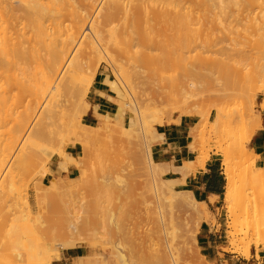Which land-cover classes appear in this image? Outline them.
Wrapping results in <instances>:
<instances>
[{
    "label": "bare ground",
    "instance_id": "obj_1",
    "mask_svg": "<svg viewBox=\"0 0 264 264\" xmlns=\"http://www.w3.org/2000/svg\"><path fill=\"white\" fill-rule=\"evenodd\" d=\"M214 31L219 32L216 42L222 46L216 48L215 52L211 49L212 57L209 54L207 58H203L208 63L206 66L202 65V57V62L197 63L192 59L193 54L199 50L204 52L201 44H214ZM261 32H264V0H0V260H5L6 264L52 263L50 248H47L50 243H43L46 240L42 237L45 232L39 234L40 228L45 227L41 223L40 227L35 222L34 208L28 203V195L18 189V183L24 177L22 173L32 171L28 168L35 164L34 161L42 149L41 143L47 136L65 127L63 143L51 159L58 155L61 161L57 166L60 171H66L68 163L78 166L80 160L77 162L67 156L64 144L82 147L94 140L97 134L93 131L102 128L100 122L104 128H108L112 126V121L126 131L132 130L131 124L139 121L143 125L144 133L151 129L153 123L163 124L161 115L145 121V110L138 104L136 96L134 98L137 103L127 90L132 100L126 102L117 83L108 79L107 85L119 99L120 105L113 117H109V114H97L95 116L98 121L95 126L83 124L82 119L90 108L86 98L101 63H116L117 59L125 57L128 63L133 59L131 65L125 67L126 74L140 79L145 73L146 65L157 61L156 59L190 60L201 64L192 67L188 65L190 69L187 70L191 76L188 84L194 86L195 81L203 83L210 93L218 94L214 98H220L222 103L227 98V105L232 100L236 104L233 110L236 112L231 111L230 115L227 114L225 106L216 107L217 110L220 109L216 110L218 113H223L225 109L226 115L215 113L216 116L211 122L212 128L220 133L221 127L230 128L237 121H243L241 123L247 142L260 127V114L256 112L255 99L264 90V63L260 62V56L264 55V48L260 44L264 43L258 42L261 49H257L254 44L260 38ZM213 47L215 49L216 45ZM145 61L147 64H144ZM128 67L133 75L128 74ZM225 75L230 80H226L228 86L224 81ZM235 85L239 88L237 86L238 89H235ZM133 86L134 84L133 94L137 95ZM229 98L233 99L228 100ZM82 129L87 131L81 132ZM217 135L220 136L218 133ZM19 142L21 147L7 167ZM148 143L145 160L151 182L148 183L147 192L160 201L162 187L158 185L155 161L151 157L150 142ZM245 143H241L235 150L244 168L233 170L228 161L229 156L225 153L223 203L227 211L231 210V205L236 204L245 216L244 237L250 235V238L242 255L248 259L250 245L264 250V209L257 208L259 199L263 198L264 201V170L256 168V157L246 149ZM50 160L42 165V176L47 173L46 166ZM204 161L205 158L202 157L196 164L185 162L182 168L176 167L173 170L183 172L181 174L184 177L196 168L203 169ZM32 168L36 170L35 165ZM85 176L86 173L81 174V179L85 181L84 183L80 179L83 185L89 184L84 179ZM62 182V179H52L51 184L46 187L48 194L55 196L53 202L46 204L49 203L52 209L62 210L69 217V224L63 229L65 234L68 232L79 235L81 231L76 220L83 210V202L81 197L74 194L79 188L67 191ZM179 183V180L171 179V185L166 187L170 191L169 201L183 205L181 207H186L198 219L203 218L202 213L207 205L195 200L188 191H184L186 197H180L183 193L176 189ZM86 185L76 186L83 189ZM41 188L44 190V187ZM34 194L40 196L45 193L41 194L40 188L36 187ZM214 200L209 201L213 203ZM35 203L41 209V202ZM46 204L42 205V209L43 206H48ZM58 211L55 209L54 213ZM153 214V223L158 226L159 234L173 239L174 234L168 232L162 206L158 205ZM149 217L152 218L151 215ZM226 227L234 250L239 239L234 238L242 228L238 229L234 218L228 220ZM47 234L49 232L46 236ZM85 235L81 236L84 238ZM162 237V245H156L163 249L153 252V256L157 255L151 258L156 260H151L156 261L155 264H158L157 260L161 264H177V257L172 251L174 245L171 246L168 238L165 240L169 243L167 246ZM40 240L43 245L39 244ZM239 244L242 245L243 242ZM123 257L118 256L120 264L126 263Z\"/></svg>",
    "mask_w": 264,
    "mask_h": 264
},
{
    "label": "rangeland",
    "instance_id": "obj_2",
    "mask_svg": "<svg viewBox=\"0 0 264 264\" xmlns=\"http://www.w3.org/2000/svg\"><path fill=\"white\" fill-rule=\"evenodd\" d=\"M216 32L218 31H214V33L212 32V41H214L212 43L216 45L215 49L213 47L214 44L209 46V43L206 42L207 44L200 45L203 46L202 48L204 52H201L198 49L199 51L193 54L192 59L197 61V63H200L203 60L202 65L206 66L208 63L204 61V59L208 57L207 55L210 54L212 57V51L217 50L222 46L216 42V39L219 37V32ZM255 42L256 44H254V46L256 45L257 49L264 48V45L260 44L264 43V32L260 33V38L258 37V40H255ZM258 42L261 48L258 45ZM202 48L200 47L201 50ZM137 51L140 50L138 49ZM151 53H153V51ZM201 57L202 60L200 59ZM260 57L262 59L260 62L264 63V55ZM132 58L133 57H130V59ZM125 60H127L126 57L123 59H117L116 63H101L98 71L100 70L103 72L107 79L117 83L118 87L125 95L126 102L132 100L128 95L127 90L132 94L133 98L136 96L138 104H140L145 110V121L148 122L152 117L160 115L164 123H171L173 122V118L177 119L178 116L190 119L193 124L190 126L188 134V138L191 141L189 149L198 154L194 163H198L200 158L204 157L205 166L210 155L219 158L224 187L225 155L228 154V161H230L233 170L237 171L244 168V166L240 164V160L235 154V150L246 142L247 135L244 134L245 129L241 123L243 121H237V123L230 128H227L226 126L225 128L221 127L222 131L219 129L220 133L219 131L215 132L211 126V122L216 114H219L220 112L222 113V111H219V113L216 112V107L218 108V106L219 108L220 106L223 108L225 106L227 111L225 109L224 111H226L228 115L232 112H236V110L233 111L236 106L234 100H232L233 104L231 101L230 103L228 101L229 105H227V98H225V104L222 103V101L219 100L220 98L218 99V97H216L218 94L210 93L209 90H207L209 88L205 87V84L203 83L199 84L198 81H195L196 84L194 86H190L188 84V79H190L191 76L187 70L189 68L188 65L190 64L191 67L193 65H201L196 64L194 61H179L164 58L160 60L156 59L157 61H152L153 63L149 62L148 66L146 65L142 80L133 75L129 71V67L127 68V72L128 74L133 75L134 78L132 76L129 77V75L127 76L125 67L131 65L130 62H133V59L128 63ZM146 61L144 64H147ZM148 61H150V59ZM228 78V75H225L224 81ZM126 81H129V83ZM130 82H133L137 95L133 94V84L130 85ZM105 83L107 84L106 80ZM182 85L184 88H182ZM228 85L229 83L227 86ZM237 86L235 85L234 88L238 89L239 86L238 88ZM241 88L243 87H240V89ZM245 89H242V91H246ZM237 92L239 91L237 90ZM110 94V100L117 110L120 101L111 90ZM214 95H216L215 97L218 100L214 98ZM262 95H264V90L258 93L255 99V109L257 113V101ZM184 98L185 102H183ZM230 99L233 98H229L228 100ZM134 100L136 101L135 98ZM86 101L88 102V99ZM221 110L223 109L221 108ZM224 111L222 114L226 115L224 114ZM114 113L109 115V117H113ZM164 113H167L168 115L170 114V118ZM97 121L98 119L93 121L87 118L82 119L83 124H89L91 126H95ZM127 122L128 120H126L125 124H127ZM99 125L102 127L101 129H97L96 132L92 130L97 134L96 138L82 145L84 150L81 146H76L79 157L76 161L78 162L80 160L79 163L81 164L78 163L80 166L77 164L79 167L75 166L80 170L79 176L71 181L66 182L63 180L62 182L63 187H66L65 190L67 191H71V189L74 190L75 187L76 189L79 188L77 189V193L76 190L75 192L72 191L74 194L81 197L83 202V210L79 215V218L76 220V225L79 231H81L79 232V235L77 233L72 235L68 232L65 234L63 231L64 227L69 224V217H67V214L62 213V210L60 211L59 209L58 211L55 207L54 208L58 213H54L55 209H52V206H49V201H52L55 196L48 194L45 189L51 184L52 180L50 183L43 185L42 180L47 176L48 172L46 174L44 173L42 176L40 170L42 165L55 155L56 149L63 143V134L65 132L64 126L59 128V131L56 133L47 136L41 143L42 149L34 161L36 170L33 169L34 167L32 168V166H34L32 165L28 170L31 169L33 172L26 170L27 172L22 173V176L24 177H21L22 179L18 183V189L23 194L28 195V203L34 208L33 217L36 220L35 222H38V225L41 223V226L43 225L45 227L44 229L39 225L41 227L39 234L45 232L44 235L41 234L43 240H45L44 237L46 238L43 243H50V247L47 246V248H50L51 264H120L118 258L119 255H122V257L124 256L123 259H125L124 261L127 264H155L156 261L153 262V260H156V258L154 259L153 257L157 254L153 256V252L156 253L155 251L160 250V246L158 248L157 246L162 245L160 242L162 235L159 234V231L157 230L158 226L155 225L156 223H153V219H155L153 212L158 205H161L164 211V218L166 219L165 223L167 224V229L169 228L168 232L171 231L174 234L173 239L171 237L164 238L163 236L162 238H164V241H162L168 244L167 246H169L170 242L171 246L174 245V247L172 246L174 249L172 251H174L173 253L177 257L176 259L179 264H221L224 259L231 256H237L240 260L249 261L252 254L254 255L259 251H264L255 248L252 244L249 247V258L246 259L242 255L245 251V244L250 238V235L247 238L244 237L245 216L239 211V207L236 204L230 206L231 210H226V206L223 203L224 188L223 194L217 204L213 207L207 206L204 212L202 210V220L200 218L199 220L198 216L190 214L186 207H181L183 205H176L169 201L168 198L170 197V191L166 187L171 185V180L164 179L165 170L158 163L156 165V162L154 167H156V178L157 181H159V184H157L162 187L160 201H157L153 194L147 192L148 183L151 182V178L147 171L145 150L147 149L146 145L149 144L148 142H150V144L152 142L151 133H153L154 129L156 130L157 125L154 123L151 124L152 127L147 132L148 134L144 133L145 130L142 128L143 125H140L139 121L131 124L133 129H130L132 130L128 129L126 131L122 126L115 125L112 121H110V125L112 126H109L108 128H104L101 122ZM86 131L87 129L81 130V132ZM124 132H126V134ZM186 132H188L187 129ZM217 133L220 135L219 137ZM250 140L245 143L247 150ZM64 146L65 152V150L72 145L64 144ZM20 147L21 145L19 142L13 155L9 159L7 167H9L14 160ZM54 158H59V156L57 155ZM54 158H52L50 162L54 160ZM5 171H7V168ZM26 173L31 176H26ZM35 173L38 174L36 175ZM82 173H86L84 179L89 182V184L87 183L88 186L84 184L86 185L83 188L84 190L79 187L84 186L82 184V181L84 180L81 179ZM86 177H89L90 179H86ZM94 180L97 182H93ZM77 184H79L78 187L76 186ZM36 187L40 188L41 194L42 192L45 194L36 196L34 194ZM41 187H44V190ZM179 191L183 193V195L180 194V197H186L187 194H185L184 191ZM55 200L56 199H54V201ZM36 201L41 202V209L39 207L40 205L38 207L35 206ZM46 202L49 203L46 204ZM259 202L257 203V208L264 209L263 198H260ZM43 204L48 206H43L44 208L42 209ZM50 209H52L51 212ZM45 210L48 211L46 212ZM150 215L151 217L153 216L151 219L149 217ZM232 218H234L238 229L242 228V231L238 234L239 236L237 235L234 238V240L239 238L236 243L239 247H235L237 249L236 251L235 248L233 250L231 247V238L227 236L229 230L227 229L226 224L228 220L231 221ZM114 224L116 226L118 225V228ZM206 231H208L209 234L205 239L203 236ZM47 232H49V234L46 236ZM82 232L90 237L91 240H89L85 234V237L83 238L82 236L84 235L80 234ZM168 238L169 243L166 242V239ZM41 240V243H38L43 245V240ZM205 241H207L206 245H204ZM238 241L239 243L243 242V244L240 245ZM75 247L81 248L80 255L77 257L73 254V249ZM151 256L153 257L151 258ZM256 259H258L257 256ZM151 261L153 263H151ZM157 262L158 264L160 263L158 260ZM3 263H5V260ZM3 263L1 262V264Z\"/></svg>",
    "mask_w": 264,
    "mask_h": 264
},
{
    "label": "crops",
    "instance_id": "obj_3",
    "mask_svg": "<svg viewBox=\"0 0 264 264\" xmlns=\"http://www.w3.org/2000/svg\"><path fill=\"white\" fill-rule=\"evenodd\" d=\"M106 79V75L99 70L87 95L90 108L84 118L93 121L97 119V116H95L97 114L112 115L115 112L116 108L110 100L111 94L108 85L105 83ZM262 105L263 107L261 108ZM94 106L96 107L94 108ZM257 108L258 114H260V127L254 132L248 144V150L256 157V168L264 170V95L258 98ZM180 117L178 116L177 119L173 118L171 123L163 122L162 125H157L156 130L154 129L153 133H151L153 138L150 144L151 157L165 170L164 179L179 180L180 183L176 186L177 190L188 191L198 202L213 207L220 200L224 188L219 158L210 155L204 169L196 168L194 171H189L184 177L181 174L183 172L179 173L180 171L175 172L173 170L176 167L182 168L185 162L194 163L198 156L197 153L189 149L191 141L188 138V132H186V129L189 131L193 123H191L190 119ZM159 136L162 137L160 138ZM65 154L74 160L79 159L76 146L68 147L65 150ZM60 161V158H54L48 163L46 167L48 174L42 180L43 185L50 183L52 179H62L67 182L79 176V168L69 163L66 171H60L59 166H57ZM182 181L183 184L181 183ZM211 198L215 199L213 203L210 202ZM204 233L203 237L206 239L209 232L206 231ZM206 244L207 241L204 242V245ZM80 252V247L73 249V254L76 257L80 255ZM256 255L258 259H256ZM221 264H264V251L252 254L249 261L240 260L237 256H231L224 259Z\"/></svg>",
    "mask_w": 264,
    "mask_h": 264
},
{
    "label": "trees",
    "instance_id": "obj_4",
    "mask_svg": "<svg viewBox=\"0 0 264 264\" xmlns=\"http://www.w3.org/2000/svg\"><path fill=\"white\" fill-rule=\"evenodd\" d=\"M89 125V124H88Z\"/></svg>",
    "mask_w": 264,
    "mask_h": 264
}]
</instances>
